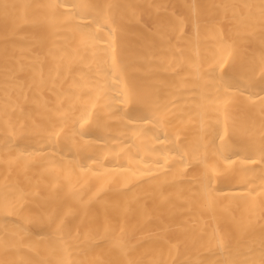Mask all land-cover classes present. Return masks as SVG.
Wrapping results in <instances>:
<instances>
[{"label":"bare ground","instance_id":"6f19581e","mask_svg":"<svg viewBox=\"0 0 264 264\" xmlns=\"http://www.w3.org/2000/svg\"><path fill=\"white\" fill-rule=\"evenodd\" d=\"M0 264H264V0H0Z\"/></svg>","mask_w":264,"mask_h":264}]
</instances>
